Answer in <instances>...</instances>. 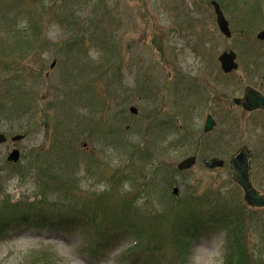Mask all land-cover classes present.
<instances>
[{
  "label": "rangeland",
  "instance_id": "rangeland-1",
  "mask_svg": "<svg viewBox=\"0 0 264 264\" xmlns=\"http://www.w3.org/2000/svg\"><path fill=\"white\" fill-rule=\"evenodd\" d=\"M211 1L0 0V62L17 105L0 122V204L8 205L0 212L68 209L85 221L73 236L7 228L0 264H223L238 247L244 264H264V210L249 211L228 167L248 146L252 183L264 193V111L233 102L246 86L264 94L262 29L244 16L259 7L216 0L226 38ZM230 50L238 69L224 75L218 56ZM207 108L216 122L208 133ZM16 134L26 136L13 143ZM14 147L16 164L6 161ZM190 156L195 165L178 171ZM214 156L224 167H205ZM210 213L227 219L231 235L205 224L206 235L185 236L186 222ZM111 221L127 230L122 244L90 253L93 234Z\"/></svg>",
  "mask_w": 264,
  "mask_h": 264
},
{
  "label": "trees",
  "instance_id": "trees-1",
  "mask_svg": "<svg viewBox=\"0 0 264 264\" xmlns=\"http://www.w3.org/2000/svg\"><path fill=\"white\" fill-rule=\"evenodd\" d=\"M8 1V0H7ZM239 3H236V6ZM255 6L259 8L257 10H250L246 11L244 16L247 17H255L257 19V23L259 27H264V1L255 0ZM12 13V16L8 20V24L10 22H16V15L12 10H9ZM8 26V25H7ZM6 33H9V30H5ZM22 37V36H20ZM19 37V38H20ZM18 38V39H19ZM5 38L0 36V48L4 47ZM16 41V40H15ZM9 68L7 64L0 62V82L4 83V85H0V122L4 120H8L10 116V107L17 106L14 100L12 99V94L16 89H13L12 82L9 79ZM7 207V204H0V207ZM57 208V206H53V209ZM56 210V209H55ZM65 216L58 217H48L46 214L41 213L40 211L36 212H26L22 211L19 212L15 217L11 218L8 217L4 212H0V234L4 233L7 228L12 226H23L26 229L41 227L47 229H53L56 232L61 234L72 236L75 233L79 232V229L82 228L85 224L83 220V216L79 218L74 217L75 212H67ZM73 214V216H70ZM190 215H186L185 217L188 218ZM208 218V217H206ZM95 216L91 215V218L87 223H94ZM205 221L201 219L193 221V222H186L185 228L186 231L184 232L185 235H189L191 237L203 235ZM122 223H114L113 221L104 223V228L106 230L99 231L96 234L95 243L93 241V245L89 249V251L97 252V251H107L110 248H114L123 234V231L115 232L116 229L121 228L120 225ZM191 230V233L188 230ZM127 231V230H126ZM125 232V231H124ZM202 232V233H201ZM126 233V232H125ZM201 233V234H199ZM127 234V233H126ZM93 247V248H92ZM244 254L243 252L238 249L237 257L235 259L228 258L225 264H243Z\"/></svg>",
  "mask_w": 264,
  "mask_h": 264
},
{
  "label": "water",
  "instance_id": "water-1",
  "mask_svg": "<svg viewBox=\"0 0 264 264\" xmlns=\"http://www.w3.org/2000/svg\"><path fill=\"white\" fill-rule=\"evenodd\" d=\"M215 13L217 15V24L221 32L226 36H231L228 21L222 13L220 6L217 2H212ZM257 39L264 40V30L258 33ZM221 69L224 73H230L238 68L236 63V54L233 51L223 52L219 58ZM234 102L237 105H242L246 110H264V95L252 87H246L242 98H235ZM135 113V109H131ZM214 127V121L207 112L204 130L206 132L212 130ZM23 135H16L12 137V141L16 142L23 139ZM6 138L3 134H0V144L4 143ZM252 157L251 151L247 146H243L239 151L234 154L230 161L229 167L233 173V179L237 182L245 191L244 201L251 208H264V194L257 191L251 182L250 172V158ZM19 159V151L17 149L12 150L8 155L7 160L10 162H17ZM195 163V158L190 157L183 160L178 165V170H185L191 168ZM205 165L209 168L222 167L224 161L219 158H211L209 161H205Z\"/></svg>",
  "mask_w": 264,
  "mask_h": 264
}]
</instances>
